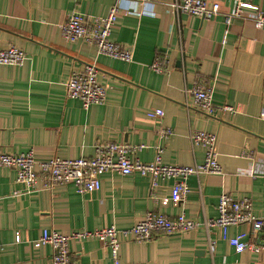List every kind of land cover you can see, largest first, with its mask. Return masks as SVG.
Returning <instances> with one entry per match:
<instances>
[{
  "label": "crops",
  "instance_id": "1",
  "mask_svg": "<svg viewBox=\"0 0 264 264\" xmlns=\"http://www.w3.org/2000/svg\"><path fill=\"white\" fill-rule=\"evenodd\" d=\"M218 1L220 12L212 19L177 17L173 0L121 11L111 38L132 46L133 60L125 61L84 39L67 40L60 27L74 10L106 15L114 0H0V47L13 44L28 56L22 65L0 63V152L33 149L37 160L76 158L92 156L99 141H112L143 144L132 156L152 161L160 143L164 162L193 165L204 161V149L192 145L189 134L206 130L217 134L222 167L221 173L189 176L180 203L154 201L150 177L138 172L105 171L99 190L81 193L73 182L26 190L15 169L0 167V264H52L51 245L39 242L46 228L124 229L149 210L203 222L218 214L224 191L247 197L264 216V31L249 18L228 25L233 0ZM255 2L264 12V0ZM157 56L168 59V71L151 67ZM86 63L96 64L107 86L106 100L88 107L68 97L65 87ZM200 83L213 87L212 113L187 104L188 89ZM225 104L234 110L220 108ZM155 108L164 114L149 117ZM167 127L173 134L161 136ZM172 184L171 178L160 180L158 195L170 197ZM241 230L260 251L238 252L218 228L200 226L145 241L121 235L120 264H264V235L249 224L232 225L229 234ZM69 248L72 264H112L109 247L97 239H71Z\"/></svg>",
  "mask_w": 264,
  "mask_h": 264
},
{
  "label": "built area",
  "instance_id": "2",
  "mask_svg": "<svg viewBox=\"0 0 264 264\" xmlns=\"http://www.w3.org/2000/svg\"><path fill=\"white\" fill-rule=\"evenodd\" d=\"M256 0H233L230 11L226 15L229 25L234 18H249L255 26L264 31V12ZM133 3V4H131ZM135 4L149 9L153 0H114L108 13L103 16L89 15L74 10L68 19L60 24L62 35L69 41L84 39L93 43L99 53L125 61L133 60V48L116 42L111 38L112 25L121 11L134 9ZM172 7L177 17L182 13L196 15L203 19H212L220 12L218 0H173ZM247 10L252 12L248 13ZM180 40L182 31L179 30ZM28 58L26 51L16 45L0 47V63L22 65ZM166 57L157 56L151 67L157 72H165L170 68ZM66 95L80 99L84 107L103 103L106 100L107 86L98 78L95 63H86L82 70H74L65 82ZM264 92V89H263ZM212 85L196 84L188 89L187 104L197 106L208 113L215 109L213 104ZM223 110L233 111L231 105L221 106ZM164 114L162 108L148 111L147 115L156 118ZM264 119V110L260 113ZM170 127L160 130L161 136L173 134ZM192 145H201L204 149V161L193 165L168 164L163 161V146H155L156 154L152 161H143L132 154L145 145L127 142L99 141L95 144L92 156L62 158L59 156L47 160H37L35 151L28 149L20 153L0 152V167H10L17 173V181L26 190L39 187L50 188L55 184L73 182L81 193L97 191L101 188V175L105 171L115 170L122 174L138 172L147 175L151 180V197L156 202L166 203L172 200L180 203L189 191L188 177L201 173H221L222 167L217 159V134L206 130H192L189 134ZM39 167V168H38ZM173 179L170 197H161L157 193L160 180ZM218 214L203 222L187 218L184 213L176 217L149 210L144 217L129 228L118 229L111 224L96 229H79L64 233L57 229H44L39 242L51 245L52 264H72L73 257L69 248L71 239H97L109 247L112 264H120V244L123 237L138 241L154 238L156 233L172 234L187 231L200 226L206 229L216 227L220 236L235 247L238 252L247 248L260 251L261 248L247 238L246 231H239L231 236L229 227L232 225L249 224L252 231L264 232V216L253 210L252 202L247 198L236 199L226 191L222 192L217 205ZM215 243L209 242V250L213 253Z\"/></svg>",
  "mask_w": 264,
  "mask_h": 264
},
{
  "label": "water",
  "instance_id": "3",
  "mask_svg": "<svg viewBox=\"0 0 264 264\" xmlns=\"http://www.w3.org/2000/svg\"><path fill=\"white\" fill-rule=\"evenodd\" d=\"M259 235H260V237H261L262 235H264V232H260Z\"/></svg>",
  "mask_w": 264,
  "mask_h": 264
}]
</instances>
